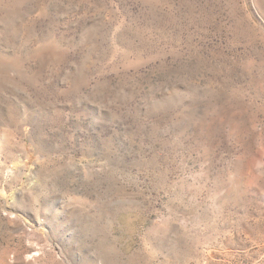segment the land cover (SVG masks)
I'll return each instance as SVG.
<instances>
[{"label": "rangeland", "instance_id": "obj_1", "mask_svg": "<svg viewBox=\"0 0 264 264\" xmlns=\"http://www.w3.org/2000/svg\"><path fill=\"white\" fill-rule=\"evenodd\" d=\"M0 264H264V0H0Z\"/></svg>", "mask_w": 264, "mask_h": 264}]
</instances>
